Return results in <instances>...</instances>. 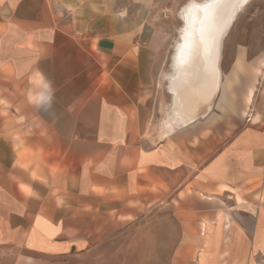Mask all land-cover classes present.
I'll list each match as a JSON object with an SVG mask.
<instances>
[{"label": "crops", "instance_id": "obj_1", "mask_svg": "<svg viewBox=\"0 0 264 264\" xmlns=\"http://www.w3.org/2000/svg\"><path fill=\"white\" fill-rule=\"evenodd\" d=\"M173 1L0 0V264H264V47L174 72Z\"/></svg>", "mask_w": 264, "mask_h": 264}, {"label": "bare ground", "instance_id": "obj_2", "mask_svg": "<svg viewBox=\"0 0 264 264\" xmlns=\"http://www.w3.org/2000/svg\"><path fill=\"white\" fill-rule=\"evenodd\" d=\"M249 1L250 0H246V2L245 0H212V3L200 7L203 2L190 0L188 4L183 7L185 8V15L184 9L179 13L181 19H184L186 22L179 31V40L175 43L180 44V51L178 50L177 53L178 59L181 60L182 63H196L203 55L204 49L205 53L208 54L209 47L212 49L217 47L232 26L236 15ZM183 28L184 31H182ZM210 54L211 59H214L215 51L212 50ZM194 67L195 71L198 70L195 65ZM188 69H190V66ZM167 76V78H169L170 75L168 74Z\"/></svg>", "mask_w": 264, "mask_h": 264}, {"label": "rangeland", "instance_id": "obj_3", "mask_svg": "<svg viewBox=\"0 0 264 264\" xmlns=\"http://www.w3.org/2000/svg\"><path fill=\"white\" fill-rule=\"evenodd\" d=\"M190 0H175L171 3L168 14L169 18L167 23V29L170 32L168 36L167 43L169 45H174L177 40L180 38V29L182 27V19L179 15L182 8L189 2ZM204 1V0H197ZM239 28H247V42L251 45V49L253 52L264 47V0H250L245 6L237 14L235 20L232 23V26L229 28L228 36L223 40V43L231 44L234 42L236 38V30ZM164 70L163 74L166 78L169 71V67H164L161 71ZM167 73V74H166ZM129 237L126 241H119L116 243H112L109 246L110 252L116 253L117 251L126 247L127 253L129 255H133L134 252V243H133V231L127 234ZM139 260V259H137ZM155 261L156 262H159ZM160 264H162L160 262Z\"/></svg>", "mask_w": 264, "mask_h": 264}, {"label": "clouds", "instance_id": "obj_4", "mask_svg": "<svg viewBox=\"0 0 264 264\" xmlns=\"http://www.w3.org/2000/svg\"><path fill=\"white\" fill-rule=\"evenodd\" d=\"M43 86L42 90L39 93V99L34 100L33 103L36 104L37 107L49 109L55 98V89L52 86V82L48 81L46 77H43Z\"/></svg>", "mask_w": 264, "mask_h": 264}, {"label": "water", "instance_id": "obj_5", "mask_svg": "<svg viewBox=\"0 0 264 264\" xmlns=\"http://www.w3.org/2000/svg\"><path fill=\"white\" fill-rule=\"evenodd\" d=\"M212 0H207V1H202L203 3H201V5H200V7L201 6H205L206 4H209V3H212L211 2ZM184 9V15H185V8H182V10ZM185 20L184 19H182V25H184L185 24ZM184 27V26H183ZM182 31H184V28L182 29ZM179 46H180V44H178V45H175V51H174V53H173V56H172V61H173V71H174V69H175V65L177 64V53H178V50L180 49L179 48ZM175 72V71H174ZM177 72V71H176Z\"/></svg>", "mask_w": 264, "mask_h": 264}, {"label": "snow or ice", "instance_id": "obj_6", "mask_svg": "<svg viewBox=\"0 0 264 264\" xmlns=\"http://www.w3.org/2000/svg\"><path fill=\"white\" fill-rule=\"evenodd\" d=\"M245 2H246V0H245Z\"/></svg>", "mask_w": 264, "mask_h": 264}]
</instances>
